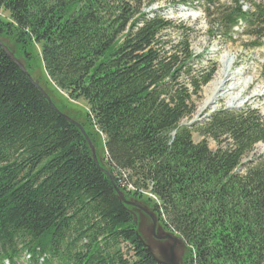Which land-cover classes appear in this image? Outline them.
Returning <instances> with one entry per match:
<instances>
[{
	"label": "trees",
	"instance_id": "1",
	"mask_svg": "<svg viewBox=\"0 0 264 264\" xmlns=\"http://www.w3.org/2000/svg\"><path fill=\"white\" fill-rule=\"evenodd\" d=\"M158 1L0 0V41L109 166L0 47V264H157L115 186L184 239L182 264H264V155L242 161L264 116L246 104L182 123L216 63ZM181 3L202 9L209 44L264 38L263 2Z\"/></svg>",
	"mask_w": 264,
	"mask_h": 264
},
{
	"label": "rangeland",
	"instance_id": "2",
	"mask_svg": "<svg viewBox=\"0 0 264 264\" xmlns=\"http://www.w3.org/2000/svg\"><path fill=\"white\" fill-rule=\"evenodd\" d=\"M263 2L264 0H253ZM248 0H245L244 9L247 8ZM153 8L160 7L162 14L171 19H180L186 23L197 24L198 29H202L200 33L192 40V48L194 52L201 53L204 52L206 60H212L216 63V70L212 79L202 87L200 92V97L196 101V110L191 117L184 118L182 123H190L191 121L201 120L204 116H207L213 112H207L209 110H203L200 112V108L203 106V102L207 101L206 97V88L214 80V78L219 74L221 67V59L223 57L233 60L231 69L232 72H235L236 78L235 82L238 83L239 92L235 90L237 96L228 100V99H217V109L225 107V105L231 101L235 105L239 104V107L249 104L256 108L264 116V38L259 40V46L253 47L251 45L252 38H249L246 35H235L234 38L236 42L234 43H223L219 42L218 39L212 41L209 44L206 36L202 33L205 28V19L202 14V9L198 6L194 7L193 5H187L181 3V0H160L151 5ZM147 10L149 7H146ZM0 15L2 17H7V13L3 10H0ZM241 30V29H238ZM37 76L42 78V81H45L43 77V70L40 68L37 70ZM230 78V77H229ZM228 78V79H229ZM230 82V80H229ZM64 93V92H61ZM235 94V95H236ZM68 97L66 93L63 94ZM75 104L79 109L83 111L88 110V105L82 99L70 100ZM215 110V111H216ZM191 122V123H192ZM194 141H199L200 137L197 134H193ZM209 146L214 149L216 143L211 139H208ZM98 156L104 157L103 161L106 162V155L104 153V146H97ZM264 155V142H260L254 146L251 152H249L243 159V162H246L256 156ZM97 156V155H96ZM135 189L134 187H131ZM142 194H146L144 192ZM155 200V199H154ZM139 230L142 236L147 238L146 229L151 227L152 220L148 216L140 211H137ZM154 213V212H153ZM155 214V213H154ZM156 216V215H155ZM157 218V216H156ZM156 225H160L158 220H156ZM165 230V229H164ZM27 256L23 253L20 255L19 263L26 264Z\"/></svg>",
	"mask_w": 264,
	"mask_h": 264
},
{
	"label": "water",
	"instance_id": "3",
	"mask_svg": "<svg viewBox=\"0 0 264 264\" xmlns=\"http://www.w3.org/2000/svg\"><path fill=\"white\" fill-rule=\"evenodd\" d=\"M0 47L17 64V66L22 70V72H24L27 75V77L32 81V83L39 89V91L46 98V100L48 101L50 106L54 109V111L57 112L59 115H61L64 119L76 124L77 127H79V129L81 130L82 134L85 136V138L89 144L93 161L105 173H108V168H109L108 164L105 161H103L102 158H98L96 156L94 146L91 143V141L89 140L88 136L86 135L83 127L79 123L72 120L70 117L66 116L65 114H62L56 108V106L52 102L50 96L44 91V89L39 85V83L37 81H34L31 78V76L29 75L27 70L24 68V66L19 61H17L15 59L12 52L1 41H0ZM238 107H239V104L235 105L234 102H230V103H227L225 105V107H223V108L224 109H232V108H238ZM201 109L202 110H209V111H207L209 113L214 112L217 109V103L215 100L209 101L207 103H203V106H202V108H200V110ZM115 191H116L118 199L122 203L134 206L140 212L146 214L148 216V218H150L152 220V224L150 227L151 235L146 234L147 238H145V236L143 237L142 234L140 233L138 216L136 213L135 220L138 224V235H140L142 237L143 245L146 248L149 255L153 258V260L157 264H182V259H183V255H184V251H185V247H186V243H185L184 239L181 236H178L177 234H175L174 232L164 230L161 227V225H156L157 218H156L155 214L152 211H150L148 208H146L142 205H139V204H136L132 201L126 200L122 190L119 187L115 186Z\"/></svg>",
	"mask_w": 264,
	"mask_h": 264
},
{
	"label": "bare ground",
	"instance_id": "4",
	"mask_svg": "<svg viewBox=\"0 0 264 264\" xmlns=\"http://www.w3.org/2000/svg\"><path fill=\"white\" fill-rule=\"evenodd\" d=\"M232 62L233 60H231V58L227 59L223 57L221 59V67H220L221 69L219 71V74L214 78V80L206 88L205 98L207 99V101H204L203 103H207L212 100H215L217 102V99L219 101L222 99L230 100L238 95L236 94V92H234L235 90H237L238 92L240 90H239L238 83L234 81L237 74L235 72H232V69H231ZM202 111L203 110L201 109L200 112Z\"/></svg>",
	"mask_w": 264,
	"mask_h": 264
},
{
	"label": "flooded vegetation",
	"instance_id": "5",
	"mask_svg": "<svg viewBox=\"0 0 264 264\" xmlns=\"http://www.w3.org/2000/svg\"><path fill=\"white\" fill-rule=\"evenodd\" d=\"M146 230H147V231H146V234H147V235H151V229H150V228H147Z\"/></svg>",
	"mask_w": 264,
	"mask_h": 264
},
{
	"label": "built area",
	"instance_id": "6",
	"mask_svg": "<svg viewBox=\"0 0 264 264\" xmlns=\"http://www.w3.org/2000/svg\"><path fill=\"white\" fill-rule=\"evenodd\" d=\"M122 177H123V179H126V178H124L125 175H124V176L122 175ZM127 187H128V188H131L132 186H131V185H127ZM131 189H133V188H131ZM150 195H151V194H150ZM151 196L154 197L153 195H151Z\"/></svg>",
	"mask_w": 264,
	"mask_h": 264
}]
</instances>
